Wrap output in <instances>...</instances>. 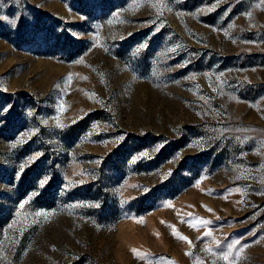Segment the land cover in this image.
<instances>
[{
	"label": "rangeland",
	"instance_id": "374dc122",
	"mask_svg": "<svg viewBox=\"0 0 264 264\" xmlns=\"http://www.w3.org/2000/svg\"><path fill=\"white\" fill-rule=\"evenodd\" d=\"M0 264H264V0H0Z\"/></svg>",
	"mask_w": 264,
	"mask_h": 264
},
{
	"label": "snow or ice",
	"instance_id": "6c2138e0",
	"mask_svg": "<svg viewBox=\"0 0 264 264\" xmlns=\"http://www.w3.org/2000/svg\"><path fill=\"white\" fill-rule=\"evenodd\" d=\"M209 235H210V233H209ZM183 239H187V238H183ZM190 242V241H189ZM227 257H225V259H226Z\"/></svg>",
	"mask_w": 264,
	"mask_h": 264
}]
</instances>
